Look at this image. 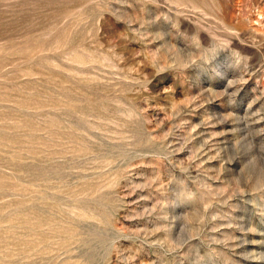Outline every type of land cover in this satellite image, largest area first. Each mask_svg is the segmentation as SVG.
<instances>
[{
  "label": "rangeland",
  "instance_id": "1",
  "mask_svg": "<svg viewBox=\"0 0 264 264\" xmlns=\"http://www.w3.org/2000/svg\"><path fill=\"white\" fill-rule=\"evenodd\" d=\"M0 264H264V0H0Z\"/></svg>",
  "mask_w": 264,
  "mask_h": 264
}]
</instances>
